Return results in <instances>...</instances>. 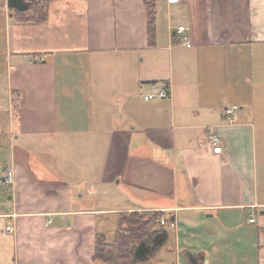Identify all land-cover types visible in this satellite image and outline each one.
Returning <instances> with one entry per match:
<instances>
[{
  "label": "crops",
  "instance_id": "obj_1",
  "mask_svg": "<svg viewBox=\"0 0 264 264\" xmlns=\"http://www.w3.org/2000/svg\"><path fill=\"white\" fill-rule=\"evenodd\" d=\"M0 20L28 67L0 77V264H105L97 234L140 210L171 218L148 264H264V0H155L151 44L144 0H50L31 47L7 0Z\"/></svg>",
  "mask_w": 264,
  "mask_h": 264
},
{
  "label": "trees",
  "instance_id": "obj_2",
  "mask_svg": "<svg viewBox=\"0 0 264 264\" xmlns=\"http://www.w3.org/2000/svg\"><path fill=\"white\" fill-rule=\"evenodd\" d=\"M50 0H7L9 10L21 25L45 23ZM149 44L155 33V0H144ZM32 12V13H31ZM73 48V47H72ZM163 212L154 210L121 212L112 241L97 234L94 259L105 264H145L168 241L169 231L160 223ZM169 222L171 218L165 217ZM190 264L203 263L202 253L186 252Z\"/></svg>",
  "mask_w": 264,
  "mask_h": 264
},
{
  "label": "built area",
  "instance_id": "obj_3",
  "mask_svg": "<svg viewBox=\"0 0 264 264\" xmlns=\"http://www.w3.org/2000/svg\"><path fill=\"white\" fill-rule=\"evenodd\" d=\"M183 0H166L167 3H177ZM176 33L179 36V41L186 46H191L189 37L186 33V27L184 25H178L176 28ZM143 100L145 101H156L160 99H165L170 97V91L165 83L154 82L149 85V88L141 93ZM240 110L238 104H231L223 108V114L228 120H232L233 115ZM207 145L210 146L212 151L218 152L222 149V141L220 136L210 131L207 138ZM13 182V172L12 170H7L0 172V185H10ZM250 222L254 221L253 217H250ZM165 216L160 217V223L165 224ZM6 230H11V227H6Z\"/></svg>",
  "mask_w": 264,
  "mask_h": 264
},
{
  "label": "rangeland",
  "instance_id": "obj_4",
  "mask_svg": "<svg viewBox=\"0 0 264 264\" xmlns=\"http://www.w3.org/2000/svg\"><path fill=\"white\" fill-rule=\"evenodd\" d=\"M20 27H21V25H20ZM29 27H31L35 31L34 35L26 37V38L32 39V41L29 44V47H31L33 44H35V46H36L38 44L37 41L40 39V36H43L44 32L40 35L38 33L41 30L37 26L34 27V25H33V26H29ZM5 29H6V23L3 20H0V30H1V36H0L1 40L0 41L2 42V45H3V52H1V54H0V77H5L8 72H9V74H11L12 77H16L21 70L24 69L26 71L25 68H28V67L20 66L16 69H13V68H11L12 62H10L9 64L7 63L6 52H5V39H6ZM45 34H47V32ZM41 58L43 59V61L44 60L46 61L48 59V57L45 58V56H41ZM41 63H43V62H41ZM29 70L32 71V69H29ZM145 264H148V263H145Z\"/></svg>",
  "mask_w": 264,
  "mask_h": 264
}]
</instances>
